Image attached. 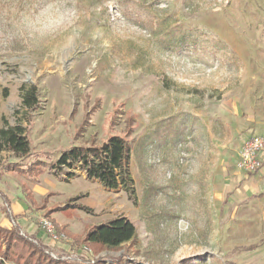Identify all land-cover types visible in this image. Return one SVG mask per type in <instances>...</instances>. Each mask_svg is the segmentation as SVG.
<instances>
[{"label": "rangeland", "instance_id": "rangeland-1", "mask_svg": "<svg viewBox=\"0 0 264 264\" xmlns=\"http://www.w3.org/2000/svg\"><path fill=\"white\" fill-rule=\"evenodd\" d=\"M262 114L264 0H0V130L20 126L31 144L23 158L0 151V218L17 220L4 197L36 226L85 208L50 216L80 239L119 216L136 229L118 248L70 243L68 264H264V220L226 183ZM113 135L130 149L133 197L53 169Z\"/></svg>", "mask_w": 264, "mask_h": 264}, {"label": "trees", "instance_id": "trees-1", "mask_svg": "<svg viewBox=\"0 0 264 264\" xmlns=\"http://www.w3.org/2000/svg\"><path fill=\"white\" fill-rule=\"evenodd\" d=\"M22 103L28 110L36 106V90L34 87L24 92ZM0 151L11 152L17 158L28 156L31 151V144L25 135L24 129L20 126L1 129ZM129 162L130 149L128 143L123 137L113 135L101 145L72 146L70 149L63 151L53 163V169L62 170L66 168L72 170L76 168L85 175L87 180H95L103 188L111 191L120 188L124 193L133 197L135 194L134 182L130 175ZM68 175L73 176L74 174L70 172ZM3 200L9 205L8 200L4 197ZM69 208L85 210L82 207H69L66 204L57 206L45 214V218L50 219L57 230L67 236V243L61 244L67 246L68 250H72V245L76 244L113 249L135 238V226L124 216L113 218L103 225H94L86 231L83 239L71 235L66 228L58 226L50 218L53 213H63ZM79 239L82 241L81 244L78 243ZM0 264H68V262L53 258L46 244L33 235L26 234L19 226L15 225L10 226V228L0 226Z\"/></svg>", "mask_w": 264, "mask_h": 264}, {"label": "crops", "instance_id": "crops-1", "mask_svg": "<svg viewBox=\"0 0 264 264\" xmlns=\"http://www.w3.org/2000/svg\"><path fill=\"white\" fill-rule=\"evenodd\" d=\"M247 121H249V123L247 124L248 127L254 129V133L250 134V136L248 137H252V135L264 137V114L248 118ZM248 139L249 138H246L244 142ZM242 144L239 146L238 151ZM259 160L261 162V168L253 174H245L237 171L234 166H231V168L228 167V169H230V174L226 179V183L229 189L235 188L237 190V194H234L235 196H238L237 200L235 201H239V204L248 201L247 206H249V201L253 202L251 205L256 207V212L254 213L255 217L264 220V151L259 154ZM235 201L230 196L228 203H233ZM9 205L12 206L14 218L15 216H17L15 225L19 226L26 234L33 235L36 239L42 241L44 244L50 245L47 238H45L42 235L41 231L37 229V226L34 223L31 225V222L26 221V216L24 217V213L27 212L26 208L20 209L17 205L11 204V201ZM21 222H23L22 225ZM0 226L10 228L11 225L9 226L8 220L4 217L0 218ZM66 247L67 246L65 245L57 244L53 250H55V252H60L63 249L65 250Z\"/></svg>", "mask_w": 264, "mask_h": 264}, {"label": "built area", "instance_id": "built-area-1", "mask_svg": "<svg viewBox=\"0 0 264 264\" xmlns=\"http://www.w3.org/2000/svg\"><path fill=\"white\" fill-rule=\"evenodd\" d=\"M264 151V137L252 136L245 141L238 151V164L237 168L245 174H253L261 168L259 154ZM12 220V219H11ZM11 226H15L12 220ZM37 227L42 235L47 238L50 245H46L49 249L50 255L53 258H59L64 261L75 260L78 255L68 254L66 250L54 253L53 249L57 244L67 243L68 238L65 233L57 230L54 223L45 217L38 220ZM85 250V248H84Z\"/></svg>", "mask_w": 264, "mask_h": 264}]
</instances>
